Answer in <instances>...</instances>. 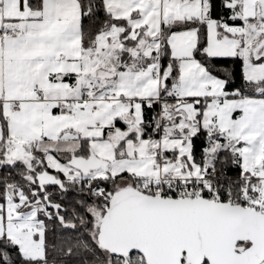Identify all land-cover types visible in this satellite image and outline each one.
<instances>
[{"label":"snow or ice","instance_id":"obj_1","mask_svg":"<svg viewBox=\"0 0 264 264\" xmlns=\"http://www.w3.org/2000/svg\"><path fill=\"white\" fill-rule=\"evenodd\" d=\"M0 264H264V0H0Z\"/></svg>","mask_w":264,"mask_h":264}]
</instances>
